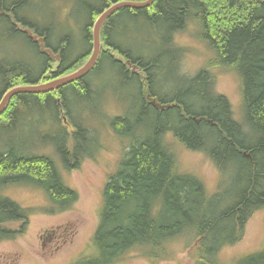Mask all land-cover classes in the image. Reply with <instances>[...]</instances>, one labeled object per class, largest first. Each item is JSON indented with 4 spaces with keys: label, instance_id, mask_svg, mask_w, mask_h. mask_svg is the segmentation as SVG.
Here are the masks:
<instances>
[{
    "label": "trees",
    "instance_id": "16d2710c",
    "mask_svg": "<svg viewBox=\"0 0 264 264\" xmlns=\"http://www.w3.org/2000/svg\"><path fill=\"white\" fill-rule=\"evenodd\" d=\"M115 1L101 0L100 5L90 6L88 18L83 13V48L71 45L70 58L65 47L70 31L56 34L53 24L39 27L22 17L21 10L31 0H0V26L26 39L39 56L38 66L25 61L10 63L13 58L1 51L0 99L13 86L51 80L83 62L92 46L94 19ZM138 21L144 24L143 32ZM126 22L137 27V35L150 38L158 22L167 28L152 38L154 42L135 51L123 41L128 36ZM190 22L196 24L197 40L208 58L192 76L182 83L174 82L166 73L171 74L172 65H180L185 50L175 44L173 35ZM26 26L44 36L46 45L59 54L54 70L55 60L42 54L38 44L21 30ZM52 34L58 37L53 45ZM1 37L4 40L3 33ZM101 38L104 48L88 75L57 92L17 94L0 114V241L22 233L29 213L36 209L6 196V187L26 184L43 188L51 204L42 210L53 213L71 207L78 199L77 191L62 180L49 154L25 152L27 137L14 131L20 116H29L32 109L35 114L48 115L52 119L47 135L51 146L65 170L78 168L94 156L96 149H90L97 141L80 120L74 119L73 111L78 103H100L88 77L106 68L116 76L113 84L135 86L138 99L131 100L130 112L110 121L114 133L129 141L123 147L124 152L127 149L125 156L104 184L103 207L92 237L93 254L68 264H110L123 256V251L155 264L171 259V242L188 236L191 242H198L189 248L194 264H222L220 249L240 240L252 212L264 207V0H154L147 8L116 11L103 24ZM156 43L160 49L147 47ZM147 48H154V52ZM112 51L139 66L146 78L127 70ZM214 69L231 70L240 77L241 122L234 118L226 95L216 92ZM160 77L171 82L163 84ZM176 86L177 90L168 93ZM30 98L35 100L33 107H28ZM152 99L172 105L159 109L152 105ZM69 120L75 126L72 132L67 128ZM169 133L175 145L201 151L215 165L221 179L215 192L208 193L195 174L180 173L175 147L166 138ZM225 177L241 183V188L234 194L226 192ZM15 222L18 226H11ZM234 263L264 264V243Z\"/></svg>",
    "mask_w": 264,
    "mask_h": 264
},
{
    "label": "rangeland",
    "instance_id": "374dc122",
    "mask_svg": "<svg viewBox=\"0 0 264 264\" xmlns=\"http://www.w3.org/2000/svg\"><path fill=\"white\" fill-rule=\"evenodd\" d=\"M100 4L101 0H31L30 5L21 10V15L39 27H44L49 23L53 24L56 34L70 31L71 36H67L65 47L68 50V56L72 58V51H69L71 45L75 44L78 49L83 48L80 40L84 31V15L85 18H88V8ZM138 23L141 26L140 32H143L145 30L143 22L138 21ZM123 24L128 30V36L123 41L126 46L135 51L154 42L152 38L167 28L163 22H158L153 25L150 38L145 34L137 35L135 33L137 27L132 22ZM196 28V24L190 22L185 29L174 35L175 44L185 50L180 65L178 67L172 65L171 74L166 73L174 82L182 83L185 77L192 76L208 58V52L204 45L197 40ZM1 33L5 37L4 40ZM56 34H52L53 37L50 40L52 45V42L56 38L58 39ZM156 44L147 47L160 49V45ZM154 48L152 50L147 48V50L154 52ZM2 50H5L8 56L13 58L10 63L25 61V63H33L38 66L39 56L33 45L18 34L11 35L3 25L0 26V56ZM166 74L164 75L166 76ZM212 74L215 78L216 92L226 95L232 104L234 118L241 122V80L237 72L214 69ZM88 78L92 88H95L100 94L95 97L100 100V103L98 105L78 103V108H74L73 116L75 120H80L90 130L97 141V146L93 143L90 150L96 149L94 156L85 159L78 168L65 170V164L60 159L59 153L51 146V139L47 135L52 119L48 115L35 114L36 112L32 109L27 112L29 116H20L19 124L14 131L16 135L25 134L27 137L28 143L24 147L25 152L28 155L49 154L51 157H48L54 161L57 170H60L62 180L76 189L78 199L71 204V207L54 213L33 209L29 213L28 223L22 233L17 234L14 239L0 241V264H64L79 254L84 244L91 241L93 231L97 227L96 221L99 220V212L103 207L101 196L103 184L125 156L127 149L124 152L123 147L129 141L127 137L114 133L110 121L115 116H122L124 112H130L129 109L132 110V108H128V106L131 100L136 101L138 96L136 87L129 86V83L113 84L116 76L109 69L105 68L103 73L99 69L98 72L90 74ZM170 78L161 79L160 77V81L165 84L167 81L171 82ZM177 87L179 86L174 87L168 93L177 90ZM34 103L35 100L30 98L28 107H33ZM128 116L131 119L135 117L134 115ZM67 128L73 130L74 123L69 120ZM166 138L168 143L175 147L180 173L195 174L201 179L208 193L215 192L220 187V176L215 165L201 151L195 152L175 145L176 142L170 133ZM229 173L231 174L232 171ZM224 181L226 192L234 194L241 188V183H233L226 177ZM3 193L24 207L41 206L49 201L43 188L39 186L12 185L6 187ZM18 224L15 222L11 226L16 227ZM263 243L264 207H261L252 212L246 222L241 239L226 244L220 249L219 260L222 264H235L234 260L261 249ZM192 244H198V242H191L189 236L186 240L178 238L170 244V257L172 258L157 261L155 264H194V257L191 255L192 253H189ZM91 253L92 251L89 252V254ZM122 253H124L123 256L118 257L110 264H151L150 261L135 255L134 252L131 254L130 251H123Z\"/></svg>",
    "mask_w": 264,
    "mask_h": 264
},
{
    "label": "water",
    "instance_id": "95a60500",
    "mask_svg": "<svg viewBox=\"0 0 264 264\" xmlns=\"http://www.w3.org/2000/svg\"><path fill=\"white\" fill-rule=\"evenodd\" d=\"M152 2L153 0H143V1L119 0L117 2L112 3L106 9H104L99 14L97 19L94 21L92 26L93 42H92L91 53L80 66L48 81H42L38 84H23L9 89L3 94L0 100V114L6 109L11 98L17 94H21V93L42 94L50 91L55 92L61 87L69 83H72L74 81L80 80L81 78L86 76L94 68L99 58L100 50H101L100 28L101 26H103L104 22L114 12H116L121 8L129 7V8L139 9L148 6ZM25 31L32 38L34 42L39 43L40 51L42 53H47L50 56L54 57L55 59L59 60V55L58 54L54 55L52 53V50L44 45L45 41L42 36H37L36 34H33L29 29H25ZM151 102L156 106H158L159 108L166 107L164 105L155 103L154 100H152Z\"/></svg>",
    "mask_w": 264,
    "mask_h": 264
},
{
    "label": "bare ground",
    "instance_id": "6f19581e",
    "mask_svg": "<svg viewBox=\"0 0 264 264\" xmlns=\"http://www.w3.org/2000/svg\"><path fill=\"white\" fill-rule=\"evenodd\" d=\"M109 6H110V5H109ZM106 8H107V7H106ZM106 8H105V9H106ZM124 8H129V7H124ZM133 9H135V8H133ZM119 10H120V9H119ZM117 11H118V10H117ZM114 13H115V12H114ZM114 13H113V14H114ZM113 14H112V15H113ZM112 15H111V16H112ZM111 16H110V17H111ZM110 17H109V18H110ZM104 23H105V22H104ZM92 26H93V25H92ZM102 27H103V26H101V28H100V33H101V29H102ZM25 29H29V30H31L28 26H26V27H24V28H21L22 31L26 32ZM91 35H92V30H91ZM92 42H93V38H92ZM50 49H51V48H50ZM59 58H60V56H59ZM94 67H95V66H94ZM93 69H94V68H93ZM93 69H92V70H93ZM92 70H91V71H92ZM91 71H90V72H91ZM90 72H89V73H90ZM89 73H88V74H89ZM88 74H87V75H88ZM61 75H62V74H61ZM38 83H39V82H38ZM35 84H37V83H35ZM18 86H19V85H18ZM13 87H16V86H13ZM13 87H11V88H13ZM11 88H9V89H11ZM9 89H8V90H9ZM8 90H7V91H8ZM5 92H6V91H5ZM5 92H4V93H5ZM28 94H30V93H28ZM2 96H3V95H2ZM15 96H16V95H15ZM1 98H2V97H1ZM0 100H1V99H0ZM161 104H163V105H167L166 108L169 107V104H166V103H161Z\"/></svg>",
    "mask_w": 264,
    "mask_h": 264
},
{
    "label": "flooded vegetation",
    "instance_id": "af4514ba",
    "mask_svg": "<svg viewBox=\"0 0 264 264\" xmlns=\"http://www.w3.org/2000/svg\"><path fill=\"white\" fill-rule=\"evenodd\" d=\"M192 118H194V119H196V117H192ZM198 120V118L196 119V121Z\"/></svg>",
    "mask_w": 264,
    "mask_h": 264
}]
</instances>
